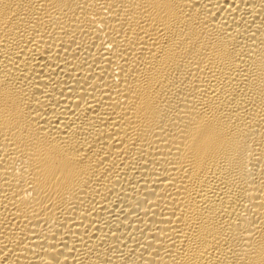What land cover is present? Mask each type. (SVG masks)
Segmentation results:
<instances>
[{
    "label": "bare ground",
    "instance_id": "obj_1",
    "mask_svg": "<svg viewBox=\"0 0 264 264\" xmlns=\"http://www.w3.org/2000/svg\"><path fill=\"white\" fill-rule=\"evenodd\" d=\"M0 264H264V0H0Z\"/></svg>",
    "mask_w": 264,
    "mask_h": 264
}]
</instances>
